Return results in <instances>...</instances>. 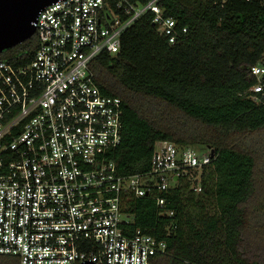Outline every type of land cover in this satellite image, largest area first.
I'll list each match as a JSON object with an SVG mask.
<instances>
[{"label": "built area", "instance_id": "1", "mask_svg": "<svg viewBox=\"0 0 264 264\" xmlns=\"http://www.w3.org/2000/svg\"><path fill=\"white\" fill-rule=\"evenodd\" d=\"M160 1L57 0L34 22L32 59L0 61V254L19 264H155L166 252L165 239L132 227L129 200L183 179L201 191L215 152L158 140L148 171L118 173L122 99L101 91L92 68L101 53H119L124 32L147 13L176 43L188 27ZM250 73L246 94L264 102V64ZM156 205L175 214L165 197Z\"/></svg>", "mask_w": 264, "mask_h": 264}, {"label": "trees", "instance_id": "2", "mask_svg": "<svg viewBox=\"0 0 264 264\" xmlns=\"http://www.w3.org/2000/svg\"><path fill=\"white\" fill-rule=\"evenodd\" d=\"M165 14L188 31L169 43L147 13L123 34L121 50L92 63L104 94L122 99L118 173L150 169L156 141L214 149L202 190L181 180L166 192L129 200L132 227L167 242L155 264H264V102L246 94L264 64V0H161ZM34 34L0 53L29 62ZM165 197L175 214H159ZM193 212V213H192ZM195 212V213H194ZM0 264H19L0 254Z\"/></svg>", "mask_w": 264, "mask_h": 264}, {"label": "water", "instance_id": "3", "mask_svg": "<svg viewBox=\"0 0 264 264\" xmlns=\"http://www.w3.org/2000/svg\"><path fill=\"white\" fill-rule=\"evenodd\" d=\"M56 1L0 0V53L31 38L35 34L34 22L39 12Z\"/></svg>", "mask_w": 264, "mask_h": 264}, {"label": "rangeland", "instance_id": "4", "mask_svg": "<svg viewBox=\"0 0 264 264\" xmlns=\"http://www.w3.org/2000/svg\"><path fill=\"white\" fill-rule=\"evenodd\" d=\"M260 138H261V141L263 140L262 142H264V130L261 131V137H260ZM193 147H196V148L201 149V147H200L199 145H195V146H193ZM207 148H209V146H208ZM192 213H193V212H192ZM194 213H195V212H194Z\"/></svg>", "mask_w": 264, "mask_h": 264}]
</instances>
